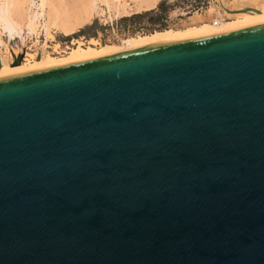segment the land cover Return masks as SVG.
I'll list each match as a JSON object with an SVG mask.
<instances>
[{
    "label": "water",
    "instance_id": "obj_1",
    "mask_svg": "<svg viewBox=\"0 0 264 264\" xmlns=\"http://www.w3.org/2000/svg\"><path fill=\"white\" fill-rule=\"evenodd\" d=\"M0 264H264V24L0 78Z\"/></svg>",
    "mask_w": 264,
    "mask_h": 264
},
{
    "label": "rangeland",
    "instance_id": "obj_2",
    "mask_svg": "<svg viewBox=\"0 0 264 264\" xmlns=\"http://www.w3.org/2000/svg\"><path fill=\"white\" fill-rule=\"evenodd\" d=\"M28 1L23 0L25 10L31 8L36 10L30 3L31 1L37 5L40 3V0ZM51 1L57 3L56 6L59 5L58 8L63 15L72 19L86 17L85 15L91 11V9H88L89 6L85 5L87 1L84 2V0ZM145 1L150 0H100L97 12L91 11L90 13V21L80 28L77 27L75 33L70 36H64L55 28L47 35L43 26L42 28L40 26L44 24L45 18L38 22L36 32L32 34H28L25 30L21 36L9 38L7 34L1 33L0 57L8 56L10 52L15 50L19 53L14 57V60H18L23 53L25 54V62L23 59L25 64L26 62L28 64L35 63L38 58L40 63H44L41 58L44 55L53 58L66 56L65 54L69 52V49L74 47L75 40L83 44V49L89 47L88 42L90 39L99 43L120 44V41L129 37L148 35L155 31L165 29L184 30L192 25L212 23L216 17L215 12H219V10H221L219 14L223 16L221 18H224V20L233 19L232 14L224 13L222 5L217 0H153V7L141 9L140 4H144ZM192 10L193 12H191ZM187 11L191 13L186 16L184 13ZM197 14L200 16V22L190 23V20ZM87 16H89V13ZM8 67L10 68V66Z\"/></svg>",
    "mask_w": 264,
    "mask_h": 264
},
{
    "label": "bare ground",
    "instance_id": "obj_3",
    "mask_svg": "<svg viewBox=\"0 0 264 264\" xmlns=\"http://www.w3.org/2000/svg\"><path fill=\"white\" fill-rule=\"evenodd\" d=\"M85 1H87L85 5H87V7L89 6V10L91 9L92 12H97L100 0H84V2ZM28 2H30V0ZM153 2V0L145 1L144 4H140V8H151L154 6ZM217 2L222 5L225 14H232L231 17L233 19L226 21L224 18H221L223 16L219 14V12H215L216 17L214 19L212 18V23H201V25L198 26L192 25L184 30L165 29L162 31H155L148 35L129 37L120 41V44L99 43L96 40L90 39L87 49H83V44L75 40L73 44L74 47L69 49V52L65 54L66 56L62 58H53L44 55L41 57L44 63H40V59L38 58L35 63L28 64L26 62L25 64L23 63L25 55L23 53L18 60H14V57L19 51L13 50L8 56L0 57V78L103 57L124 51L136 50L148 46L200 38L264 24V0H217ZM30 3H32L36 10H32V8L25 10L23 0H0V34H7L9 38L18 35L21 36L24 34L25 30L28 34H32L36 32L38 22H40L42 18H45L44 24L40 26L41 28L43 26L47 35L55 28L64 36H70L75 33L77 27L80 28L91 19V11L88 12L89 16H87L88 13L85 15L86 17H78L76 19L69 18L63 15L58 8L59 5L56 6L57 3L55 4V2L53 3L51 0H40L38 5L32 1ZM199 18V14L195 15L194 18L190 20V23H199ZM95 46H97V48H95ZM8 66L14 70L10 69Z\"/></svg>",
    "mask_w": 264,
    "mask_h": 264
},
{
    "label": "built area",
    "instance_id": "obj_4",
    "mask_svg": "<svg viewBox=\"0 0 264 264\" xmlns=\"http://www.w3.org/2000/svg\"><path fill=\"white\" fill-rule=\"evenodd\" d=\"M200 9V8H199ZM193 10H195V9H193ZM193 10L191 11V12H193ZM190 11H187V12H185L184 14L187 16L188 14H190L191 13ZM219 12H221V10H219Z\"/></svg>",
    "mask_w": 264,
    "mask_h": 264
}]
</instances>
